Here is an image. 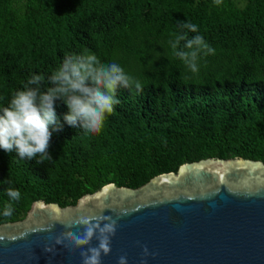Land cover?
<instances>
[{
  "label": "trees",
  "instance_id": "1",
  "mask_svg": "<svg viewBox=\"0 0 264 264\" xmlns=\"http://www.w3.org/2000/svg\"><path fill=\"white\" fill-rule=\"evenodd\" d=\"M180 21L215 49L199 55L195 73L169 43ZM87 52L118 63L141 89L118 88L95 134L70 126L56 100L60 129L50 128L41 163L0 148V223L23 219L38 200L75 205L105 184L136 188L185 162L264 163V0H0V107L33 73L47 83L66 55ZM9 186L21 195L5 216Z\"/></svg>",
  "mask_w": 264,
  "mask_h": 264
},
{
  "label": "water",
  "instance_id": "2",
  "mask_svg": "<svg viewBox=\"0 0 264 264\" xmlns=\"http://www.w3.org/2000/svg\"><path fill=\"white\" fill-rule=\"evenodd\" d=\"M101 206L117 220L101 264L121 255L127 264H264V163L241 157L185 162L136 188L111 182L75 205L35 201L23 219L0 223V264H81L79 249L56 245L53 254L44 245L66 231L58 217Z\"/></svg>",
  "mask_w": 264,
  "mask_h": 264
},
{
  "label": "clouds",
  "instance_id": "3",
  "mask_svg": "<svg viewBox=\"0 0 264 264\" xmlns=\"http://www.w3.org/2000/svg\"><path fill=\"white\" fill-rule=\"evenodd\" d=\"M214 3L218 5L221 0ZM178 27L181 31L169 41L173 55L195 73L199 55L214 54L215 49L199 34L196 24L180 21ZM188 32L196 35L189 38ZM120 87L140 90L142 82L127 74L115 61L104 63L92 52L66 55L47 83L42 74L33 73L21 88L10 94L7 105L0 107V148L6 152L15 150L22 159L39 157L37 163L50 159V128L60 129L54 107L56 100H61L69 109L65 115L60 111L58 114L64 115L70 126L95 134L102 129L105 114H111L114 105L119 103L116 91ZM5 183L11 185L10 180ZM6 193L9 203L4 205L3 215L11 216V202L19 200L21 193L11 186L6 188ZM103 210L101 206L99 214L76 219L58 217L57 222L66 231L54 236L52 244L44 245V251L54 254L56 245L69 252L79 249L81 264H101L102 255L111 251V237L117 227V220L104 215ZM142 252L144 256L149 255L147 246H142ZM117 264H127L126 256H119Z\"/></svg>",
  "mask_w": 264,
  "mask_h": 264
}]
</instances>
